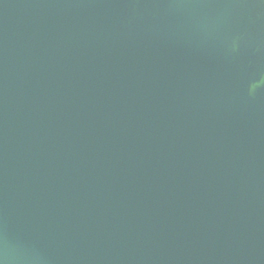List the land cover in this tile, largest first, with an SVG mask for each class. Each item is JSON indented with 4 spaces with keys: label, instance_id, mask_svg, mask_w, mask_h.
Wrapping results in <instances>:
<instances>
[{
    "label": "water",
    "instance_id": "obj_1",
    "mask_svg": "<svg viewBox=\"0 0 264 264\" xmlns=\"http://www.w3.org/2000/svg\"><path fill=\"white\" fill-rule=\"evenodd\" d=\"M0 264H264V0H0Z\"/></svg>",
    "mask_w": 264,
    "mask_h": 264
},
{
    "label": "clouds",
    "instance_id": "obj_2",
    "mask_svg": "<svg viewBox=\"0 0 264 264\" xmlns=\"http://www.w3.org/2000/svg\"><path fill=\"white\" fill-rule=\"evenodd\" d=\"M258 84H254L251 89H250V93H254L256 91V88L258 87Z\"/></svg>",
    "mask_w": 264,
    "mask_h": 264
}]
</instances>
